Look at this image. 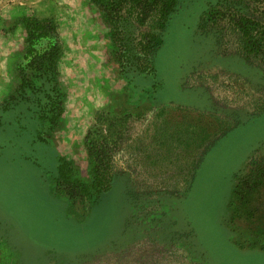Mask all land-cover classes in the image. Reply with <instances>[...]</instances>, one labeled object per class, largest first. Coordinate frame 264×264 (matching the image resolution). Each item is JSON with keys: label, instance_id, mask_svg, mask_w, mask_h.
<instances>
[{"label": "rangeland", "instance_id": "374dc122", "mask_svg": "<svg viewBox=\"0 0 264 264\" xmlns=\"http://www.w3.org/2000/svg\"><path fill=\"white\" fill-rule=\"evenodd\" d=\"M91 1L0 0V264H264V0H183L143 73L120 68ZM25 17L54 21L61 54L22 89ZM118 27L134 45L157 28ZM92 127L110 189L63 197L60 158L91 184Z\"/></svg>", "mask_w": 264, "mask_h": 264}, {"label": "trees", "instance_id": "16d2710c", "mask_svg": "<svg viewBox=\"0 0 264 264\" xmlns=\"http://www.w3.org/2000/svg\"><path fill=\"white\" fill-rule=\"evenodd\" d=\"M183 0H92L91 2L99 7L102 12V18L105 26L110 30L113 41L114 55L120 65V68L124 66L128 69L138 71L143 73L150 70L151 66L154 64L153 60L161 47V43L157 42L160 34L163 32V28L166 23L174 16L180 9ZM245 0H241L244 2ZM243 8H245L243 6ZM215 15V14H214ZM234 16V15H233ZM219 20V13L211 18ZM249 15H243L240 13L238 18L240 19L241 25L237 27L238 30L245 29L247 25L251 24ZM137 21L139 25L147 24L151 22L155 25V32H145V36H142L137 44L134 45V41L125 39L122 37L119 30V24L123 23L126 27L128 26V21ZM207 19L203 18L200 22L205 23ZM132 24V23H131ZM22 25L26 33V43L28 45V50L24 56L25 64L20 69V88L24 89L32 79L40 78V76L53 77L56 72V62L60 57L61 48L58 43L57 37V26L53 20H42L37 21L31 18H23ZM243 31V30H242ZM248 34L244 36L245 39L249 40ZM264 37V36H263ZM264 43V42H263ZM139 47L143 52L145 59L143 62L138 64L136 59L129 62L125 61L124 54L128 56L135 49ZM246 50L249 48L248 53L256 55L257 58H262L261 49L263 47L259 44L246 42ZM256 53V54H254ZM249 57V56H248ZM248 57L243 56L247 61ZM251 57V56H250ZM249 57V58H250ZM124 62V63H123ZM136 63V64H134ZM249 64L248 62H246ZM26 70L30 71L31 75H26ZM55 106L60 105L58 102H54ZM59 107L52 110L53 118L58 117ZM99 115H96V119ZM51 121H54L51 119ZM90 128L83 139V147L86 152V159L91 165L92 170V181L88 185L83 182L75 181L74 185L72 182V169L71 162H66L65 159L60 158L59 164L57 166L58 177L55 181V189L58 194L69 199L79 198L82 201H90L95 195V199L98 198L103 193L109 191L111 182V172L109 165L107 163L106 156V144L103 146H96L97 144L94 140H91L92 129ZM225 136L226 133H223ZM208 151V150H207ZM206 151V152H207ZM257 176V174H256ZM252 186L249 181L244 182L239 180L236 184L233 197L234 199H245V196ZM91 190V191H90ZM93 192V193H92Z\"/></svg>", "mask_w": 264, "mask_h": 264}, {"label": "crops", "instance_id": "0c3cea01", "mask_svg": "<svg viewBox=\"0 0 264 264\" xmlns=\"http://www.w3.org/2000/svg\"><path fill=\"white\" fill-rule=\"evenodd\" d=\"M224 60H225V62H226V61H228V60H226V59H224ZM242 67H244V66L242 65ZM242 67H241V69H242ZM245 68H250V66H249V65H247V64H245ZM195 96H196V95H195ZM156 102H157V101L155 100V103H156ZM197 102H199V103H200V102H201V100H199V99H198V100H197ZM157 103H160V102H157ZM160 104H161V103H160ZM238 125H239V124H238ZM238 125H233V126H232V127H230L229 129L233 130V129H234V128H236ZM231 130H230V131H231ZM230 131H229V132H230ZM229 132H228V133H229ZM228 133H227V134H228ZM227 134H226V135H227ZM226 135H225V136H226ZM225 136H224V137H225Z\"/></svg>", "mask_w": 264, "mask_h": 264}]
</instances>
